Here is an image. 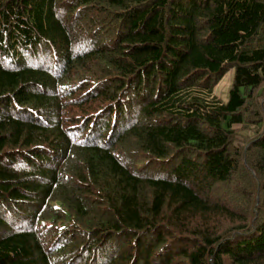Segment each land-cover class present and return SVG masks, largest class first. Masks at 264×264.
<instances>
[{
    "label": "trees",
    "instance_id": "trees-1",
    "mask_svg": "<svg viewBox=\"0 0 264 264\" xmlns=\"http://www.w3.org/2000/svg\"><path fill=\"white\" fill-rule=\"evenodd\" d=\"M0 264H264V0H0Z\"/></svg>",
    "mask_w": 264,
    "mask_h": 264
},
{
    "label": "rangeland",
    "instance_id": "rangeland-1",
    "mask_svg": "<svg viewBox=\"0 0 264 264\" xmlns=\"http://www.w3.org/2000/svg\"><path fill=\"white\" fill-rule=\"evenodd\" d=\"M232 79H233V73L230 71L228 72L225 77L223 78V80H221V82L219 83L217 89H216V94L218 96H221L225 99L228 98V93L230 90V86L232 83Z\"/></svg>",
    "mask_w": 264,
    "mask_h": 264
}]
</instances>
